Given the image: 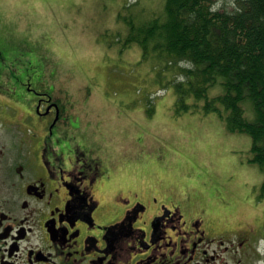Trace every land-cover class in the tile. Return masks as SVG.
Listing matches in <instances>:
<instances>
[{"label":"rangeland","instance_id":"obj_1","mask_svg":"<svg viewBox=\"0 0 264 264\" xmlns=\"http://www.w3.org/2000/svg\"><path fill=\"white\" fill-rule=\"evenodd\" d=\"M164 1L0 0V42L13 33L33 64L56 67L72 84L77 98L74 135L101 161L103 201L110 210L120 208L118 196L144 191L158 209L179 208L186 217L203 215L236 225L260 224L263 231L264 169L250 161L252 137L231 132L215 112L196 111L200 120L190 113L176 116L174 87L162 86L157 68L142 59L137 43L124 46L128 27L120 14L132 13L140 22L162 12ZM235 1L213 4L232 10ZM3 45L0 62L17 52L15 45L14 51ZM224 90L217 83L209 94ZM243 106L254 119L252 101L246 99ZM262 235L264 251V231Z\"/></svg>","mask_w":264,"mask_h":264},{"label":"flooded vegetation","instance_id":"obj_2","mask_svg":"<svg viewBox=\"0 0 264 264\" xmlns=\"http://www.w3.org/2000/svg\"><path fill=\"white\" fill-rule=\"evenodd\" d=\"M14 39L0 42L17 48L0 62V264L264 262L260 224L186 217L144 191L118 196L122 210H110L101 161L74 135L72 84Z\"/></svg>","mask_w":264,"mask_h":264},{"label":"trees","instance_id":"obj_3","mask_svg":"<svg viewBox=\"0 0 264 264\" xmlns=\"http://www.w3.org/2000/svg\"><path fill=\"white\" fill-rule=\"evenodd\" d=\"M149 15L136 22L120 14L128 27L124 46L137 43L162 86L174 87V113H218L231 132L252 137L250 161L264 169V0H237L232 10L213 0H165L162 12ZM217 83L224 92L210 96ZM246 99L254 119L245 114Z\"/></svg>","mask_w":264,"mask_h":264},{"label":"crops","instance_id":"obj_4","mask_svg":"<svg viewBox=\"0 0 264 264\" xmlns=\"http://www.w3.org/2000/svg\"><path fill=\"white\" fill-rule=\"evenodd\" d=\"M188 113H190V114H187V116L188 117H190V116H192L193 118H194V120H200L199 118H197L199 115H197L196 114V112H194V114L192 115V112H188ZM185 114V113H184ZM172 117H173V119L174 120H176V117L174 116V114L173 115H171ZM176 116H179L180 117V115H176ZM179 117H177V119H179ZM192 118H189L188 120H191ZM181 120H176V122H180Z\"/></svg>","mask_w":264,"mask_h":264},{"label":"bare ground","instance_id":"obj_5","mask_svg":"<svg viewBox=\"0 0 264 264\" xmlns=\"http://www.w3.org/2000/svg\"><path fill=\"white\" fill-rule=\"evenodd\" d=\"M140 2V1H139ZM160 2V1H159ZM165 2V1H164ZM141 4V3H140ZM212 4V3H211ZM228 5V4H227ZM143 7V6H142ZM241 7V6H240ZM147 9V8H146ZM227 10V9H226ZM147 11V10H146ZM148 12V11H147ZM154 12V11H153ZM178 13V12H177ZM132 14V13H131ZM140 14V13H139ZM180 14V13H179ZM138 16V15H137ZM147 16V15H146ZM191 16V15H190ZM143 18V17H142ZM138 20V19H137ZM141 20V19H140ZM143 20V19H142ZM138 22V21H136ZM182 22V21H181ZM143 24V23H142ZM216 24V23H215ZM182 25V24H181ZM186 28V27H185ZM191 68V67H190Z\"/></svg>","mask_w":264,"mask_h":264}]
</instances>
